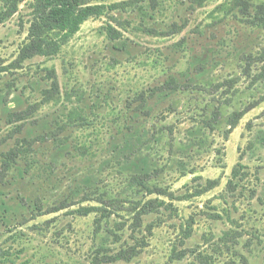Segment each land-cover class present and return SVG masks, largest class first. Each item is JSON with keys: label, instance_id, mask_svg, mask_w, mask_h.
I'll use <instances>...</instances> for the list:
<instances>
[{"label": "rangeland", "instance_id": "rangeland-1", "mask_svg": "<svg viewBox=\"0 0 264 264\" xmlns=\"http://www.w3.org/2000/svg\"><path fill=\"white\" fill-rule=\"evenodd\" d=\"M127 1L0 24V264H264V0Z\"/></svg>", "mask_w": 264, "mask_h": 264}, {"label": "trees", "instance_id": "trees-1", "mask_svg": "<svg viewBox=\"0 0 264 264\" xmlns=\"http://www.w3.org/2000/svg\"><path fill=\"white\" fill-rule=\"evenodd\" d=\"M193 1L203 3V0ZM105 2L106 0H28V2L26 0H2L0 24L19 14L22 4L27 5L30 12L28 37L20 50L19 59L13 66L37 56L57 55L61 48L80 31L85 22L102 16L107 9L119 10L123 5L129 4V1L112 5H107ZM111 30L117 32L112 27ZM8 69L10 67H1L0 73ZM261 77L264 82V70ZM55 86H57L56 83ZM167 89L170 92H176L181 90L182 86L173 77L162 87V91ZM251 109L253 106L249 105L244 110L235 112L229 119V126L235 127ZM139 177L141 176L135 177L136 181ZM142 182L139 180L138 184ZM214 187V183L210 182L208 190Z\"/></svg>", "mask_w": 264, "mask_h": 264}]
</instances>
